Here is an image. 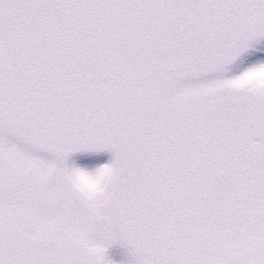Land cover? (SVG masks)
I'll return each mask as SVG.
<instances>
[{
  "label": "snow or ice",
  "instance_id": "6c2138e0",
  "mask_svg": "<svg viewBox=\"0 0 264 264\" xmlns=\"http://www.w3.org/2000/svg\"><path fill=\"white\" fill-rule=\"evenodd\" d=\"M261 41L264 0H0V264H264Z\"/></svg>",
  "mask_w": 264,
  "mask_h": 264
},
{
  "label": "rangeland",
  "instance_id": "374dc122",
  "mask_svg": "<svg viewBox=\"0 0 264 264\" xmlns=\"http://www.w3.org/2000/svg\"><path fill=\"white\" fill-rule=\"evenodd\" d=\"M256 48H264V41H261L259 44L255 45ZM260 55V53H257ZM247 58L254 59L255 56L251 53L246 54ZM110 159L109 153H101L99 155H83V154H74L71 157V160H74L78 166L83 167L85 163H105ZM108 259L112 260L114 264H126L129 259L128 250L122 247L119 244H115L108 248L106 253Z\"/></svg>",
  "mask_w": 264,
  "mask_h": 264
},
{
  "label": "clouds",
  "instance_id": "9594fccd",
  "mask_svg": "<svg viewBox=\"0 0 264 264\" xmlns=\"http://www.w3.org/2000/svg\"><path fill=\"white\" fill-rule=\"evenodd\" d=\"M254 86L256 88H264V77L254 78Z\"/></svg>",
  "mask_w": 264,
  "mask_h": 264
}]
</instances>
